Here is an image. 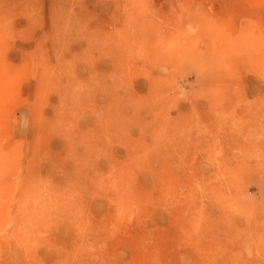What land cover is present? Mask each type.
Masks as SVG:
<instances>
[{"label": "rangeland", "instance_id": "374dc122", "mask_svg": "<svg viewBox=\"0 0 264 264\" xmlns=\"http://www.w3.org/2000/svg\"><path fill=\"white\" fill-rule=\"evenodd\" d=\"M0 264H264V0H0Z\"/></svg>", "mask_w": 264, "mask_h": 264}]
</instances>
